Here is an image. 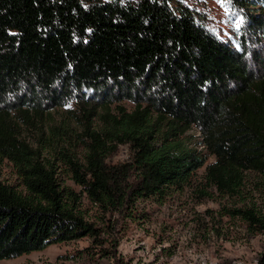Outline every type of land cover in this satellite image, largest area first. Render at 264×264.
Masks as SVG:
<instances>
[{
  "label": "trees",
  "instance_id": "trees-1",
  "mask_svg": "<svg viewBox=\"0 0 264 264\" xmlns=\"http://www.w3.org/2000/svg\"><path fill=\"white\" fill-rule=\"evenodd\" d=\"M173 1L0 0V159L19 179L0 176V261L93 236L83 195L119 213L186 184L206 162L185 144L193 127L214 157L207 184L237 193L245 172L264 176V66L250 48L264 38V0H231L244 17L238 49ZM68 99L80 103L70 114L80 131L50 124ZM120 145L131 155L114 163ZM232 213L264 234V210Z\"/></svg>",
  "mask_w": 264,
  "mask_h": 264
},
{
  "label": "rangeland",
  "instance_id": "rangeland-1",
  "mask_svg": "<svg viewBox=\"0 0 264 264\" xmlns=\"http://www.w3.org/2000/svg\"><path fill=\"white\" fill-rule=\"evenodd\" d=\"M176 1L180 0L173 2ZM181 1L219 39L239 48L237 40L244 17L231 0ZM250 44L251 49L258 51L259 61L264 66V38ZM255 63L251 61L252 68L256 67ZM84 94L86 99L90 95ZM120 104L129 110L134 107L129 99ZM79 107L76 99L52 107L54 121L50 124L70 120V127L80 131L77 120L70 115H80ZM24 135L34 145L37 136L32 137L27 132ZM76 140L73 134L67 141L71 145L67 146L82 160L83 148ZM201 140L194 127L184 137L188 147L201 150L206 162L183 186H171L161 195L139 198L119 213H102L83 195L82 208L96 228L93 236L53 243L42 250L1 260L0 264H264V234L253 232L232 213L236 208L264 210V176L245 172L237 193L218 191L206 182L205 167L214 157L202 149ZM130 155L129 147L120 145L110 161L123 162ZM57 164L61 183L79 192L80 188L69 179L64 166ZM0 176L6 183H19L13 165L6 159H0Z\"/></svg>",
  "mask_w": 264,
  "mask_h": 264
}]
</instances>
